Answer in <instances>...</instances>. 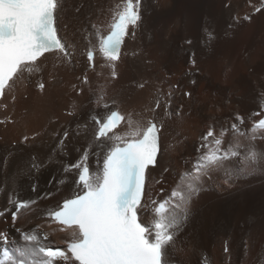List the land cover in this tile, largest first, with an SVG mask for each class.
Instances as JSON below:
<instances>
[{"label": "bare ground", "instance_id": "1", "mask_svg": "<svg viewBox=\"0 0 264 264\" xmlns=\"http://www.w3.org/2000/svg\"><path fill=\"white\" fill-rule=\"evenodd\" d=\"M119 2L63 0L57 33L70 58L59 52L46 53L39 64L41 72L31 77L25 74L0 99L5 106L0 107V120H6L0 123V211L14 210L8 205L10 195L34 198L33 184L41 194L52 192L38 201L33 212H22L15 224L8 211L0 216V231L7 230L15 240L12 247L22 244L16 228L38 226L49 234L53 247L66 244L67 233L49 225L44 215L45 209L70 193L66 185L57 184L64 178L61 161L65 157L55 155L53 149L57 134L62 136L68 129L67 151L76 157V149L86 142L77 125L87 121L92 109L100 110L93 102L100 94L109 103L115 100L125 117L130 115L141 123L155 118L161 127L157 165L147 179L146 203L163 199L180 174L191 168L201 136L210 126L217 135L221 127L229 129L227 147L228 141L237 138L230 128L233 122L239 123L237 114L244 118L241 130L249 135L253 123L263 116L253 115L264 105V8L255 10L261 0H142V20L135 37L125 38L113 78L112 69L99 55L93 69L88 68L85 36L93 32V24L106 33L110 9ZM245 15L250 19L244 20ZM209 32L214 34L211 40ZM193 53L195 67L189 61ZM189 72L195 76L185 75ZM85 76L87 84L82 83ZM192 78L197 81L195 86L189 82ZM38 81L44 83L43 91L36 90ZM185 91L192 92L191 99L182 95ZM158 93L163 94L161 107L152 112ZM165 98H170L167 108ZM252 143L264 151V138L259 134ZM33 156L44 166L29 174ZM91 160L95 164L94 156ZM226 167L235 171L241 165L230 158ZM203 180V190L192 201L176 248L169 250L170 264H264V168L234 176L229 183L222 171H213L212 179ZM66 183H71V177ZM253 186L258 194L249 195ZM142 215L148 217L150 210ZM225 244L226 254L222 252Z\"/></svg>", "mask_w": 264, "mask_h": 264}, {"label": "snow or ice", "instance_id": "2", "mask_svg": "<svg viewBox=\"0 0 264 264\" xmlns=\"http://www.w3.org/2000/svg\"><path fill=\"white\" fill-rule=\"evenodd\" d=\"M63 7V0H0V98L25 74L28 77L39 74L45 53L59 52L70 58L67 47L57 35L58 17ZM261 8H264V0L255 10L259 12ZM141 10L142 0H120L110 9L106 33L93 24V32L85 36L84 50L90 67L99 55L115 78L121 46L128 35L135 37L142 20ZM243 19L250 17L245 15ZM208 36L209 40L214 38L211 32ZM194 55L189 58L193 67L196 65ZM185 75L194 77L195 73ZM88 82L85 76L82 83ZM189 82L193 86L197 83L195 78ZM36 87L43 91L45 85L38 81ZM162 95L158 93L150 111L161 107L159 97ZM182 95L192 98L190 91ZM169 100L165 98V108ZM93 102L100 110L92 109L87 121L78 123V132L84 133L86 142L76 149V157L72 158L67 151L68 129L63 130L62 136L57 134L58 143L53 149L55 155L65 157L61 161L64 178L57 184L66 185L70 193L54 207L45 209L44 215L49 222L61 226L60 232L67 233L66 248L53 247L49 234L39 230V226L32 230L16 228L22 244L15 247H12L15 240L10 239L7 230H2L0 264H170L169 250L176 248L177 237L191 215L192 201L203 190V178L212 179L213 171H222L225 183H229L234 176L251 175L264 168V151L257 150L252 143L258 134L264 138V119L253 123L249 135L241 130L244 118L237 114L235 120L239 123L233 122L230 126L236 139L228 141L224 147L229 129L221 127L217 135L210 126L201 136L191 168L180 174L176 186L163 199H150L146 203L147 179L151 167L157 165L160 150V126L155 118L141 123L133 121L130 115L125 117L115 107L116 101L109 103L103 94ZM0 107L5 106L0 104ZM261 108L260 113L253 115H264V105ZM5 122L0 120V123ZM27 139L24 137L25 141ZM93 156L95 164L91 160ZM230 158H236L241 167H236L235 171L226 167ZM43 166L44 162L33 156L29 174L31 170L39 172ZM69 177L71 183L67 184ZM32 191L36 193L34 198L10 195L8 205L14 210L0 211V216L8 211L15 224L22 212H33L38 201L52 195L51 191L41 194L37 184L32 185ZM145 210H150L148 217L142 215ZM224 250L229 251L227 245Z\"/></svg>", "mask_w": 264, "mask_h": 264}, {"label": "rangeland", "instance_id": "3", "mask_svg": "<svg viewBox=\"0 0 264 264\" xmlns=\"http://www.w3.org/2000/svg\"><path fill=\"white\" fill-rule=\"evenodd\" d=\"M36 90L41 91V90L38 89V88H36ZM93 90H95V88H93L92 91H93ZM219 191H220V189H219ZM247 192H248L249 195L258 194V189H257V187L253 186V187H252L249 191H247ZM219 194H220V192H219ZM10 218H11V216H10ZM11 219H12V218H11ZM229 260H230V259H229ZM229 260H228V263L230 262Z\"/></svg>", "mask_w": 264, "mask_h": 264}]
</instances>
